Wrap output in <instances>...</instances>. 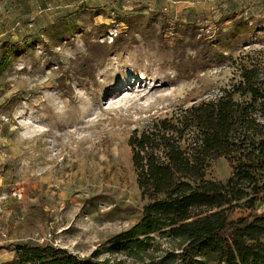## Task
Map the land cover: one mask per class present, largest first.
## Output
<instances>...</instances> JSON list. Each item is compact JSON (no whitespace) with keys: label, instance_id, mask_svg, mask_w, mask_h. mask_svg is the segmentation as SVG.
<instances>
[{"label":"rangeland","instance_id":"374dc122","mask_svg":"<svg viewBox=\"0 0 264 264\" xmlns=\"http://www.w3.org/2000/svg\"><path fill=\"white\" fill-rule=\"evenodd\" d=\"M255 58L264 0H0V264L26 243L162 264L159 236L138 258L111 250L146 204L129 138ZM232 170L218 158L207 178Z\"/></svg>","mask_w":264,"mask_h":264},{"label":"trees","instance_id":"16d2710c","mask_svg":"<svg viewBox=\"0 0 264 264\" xmlns=\"http://www.w3.org/2000/svg\"><path fill=\"white\" fill-rule=\"evenodd\" d=\"M240 71L217 97L133 131L132 163L146 204L140 220L113 238L115 253L138 258L159 236L175 243L162 264H264V212L257 209L264 203V62L249 60ZM222 157L231 175L208 179ZM16 252L17 264H123L51 244H19Z\"/></svg>","mask_w":264,"mask_h":264}]
</instances>
